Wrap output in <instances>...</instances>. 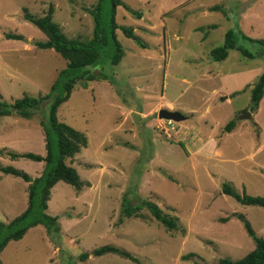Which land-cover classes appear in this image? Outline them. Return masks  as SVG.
<instances>
[{"label":"rangeland","instance_id":"rangeland-1","mask_svg":"<svg viewBox=\"0 0 264 264\" xmlns=\"http://www.w3.org/2000/svg\"><path fill=\"white\" fill-rule=\"evenodd\" d=\"M95 2L0 0V100L44 96L65 67L53 50L33 46L46 38L24 21L22 11L38 18L51 6L52 22L66 38L86 41L92 30L88 11ZM121 2L140 18L117 7L115 23L132 28L145 48L116 30L124 52L121 60L111 66L103 56L92 69L112 82L77 83L56 111L59 122L86 137V147L64 163L88 186L75 192L60 181L53 185L45 214L56 218L58 232L47 234L41 225L28 229L4 246L0 264H133L112 254L76 260L78 254L102 245L122 249L141 264L234 261L254 244L242 223L230 218L233 213L244 216L257 237L264 236V208L241 205L220 192L227 183L237 193L264 197L263 168L257 166H264V91L254 119H237L248 111L250 87L264 72V51L238 37L237 45L251 58L235 50L223 61L209 57L234 24L240 35L264 39V0ZM212 6L223 13L208 11ZM5 34L20 35L23 41L6 40ZM45 105L27 120L1 117L0 149L43 155L39 123ZM160 109L177 111L186 119H158ZM230 120L237 125L224 132ZM5 151L0 166H11L32 179L41 174L42 162L11 160ZM26 185L0 174L1 222L25 209ZM124 196L132 204L153 202L176 219L177 230L165 231L145 209L140 211L143 219L117 224ZM187 253L195 257L182 261Z\"/></svg>","mask_w":264,"mask_h":264},{"label":"trees","instance_id":"trees-1","mask_svg":"<svg viewBox=\"0 0 264 264\" xmlns=\"http://www.w3.org/2000/svg\"><path fill=\"white\" fill-rule=\"evenodd\" d=\"M121 7L136 19L140 14L129 10L121 0H96L95 5L88 11L92 20L91 37L82 41L79 39L66 38L58 25L52 22V7L48 6L46 12L41 17L35 18L22 11L24 21L33 25L44 36L45 41H34V47L40 50L51 49L62 60L65 61V67L58 71L55 81L49 87L44 96L32 98L23 95L21 98L11 103L0 100V118L16 116L22 119H30L35 111L40 109V105L48 100L43 110V119L40 120V127L43 137L44 155L40 156L32 153L7 152L0 149V156H8L9 159L23 158L32 162H42L43 170L36 178H30L26 173L11 166H0V174L9 175L20 179L26 183V207L12 220L7 223L0 221V252L9 241L18 240L30 228L37 225L44 227L47 234L57 233L58 226L56 218L45 214L46 203L49 199V192L57 182H63L79 192L87 183L80 181L73 168L64 163L65 159L71 160L81 149L87 145L86 137L70 128L69 126L57 120L56 111L69 97L71 91L77 83L86 86L93 80L111 81V78L104 73L95 75L92 69L99 65L100 59L105 58L111 65H117L124 52L116 39L115 32L119 30L121 35L133 41L138 47L144 49L145 45L134 35L132 28L127 26H118L115 23V10ZM221 11L219 6H212L208 11ZM223 13V12H222ZM240 37L248 44H256L264 51V39H249L240 35L237 26L234 24L232 29H228L223 36V42L210 50L209 57L211 61L218 62L226 59L229 50L237 51L241 56L251 58L252 56L245 48L237 45V39ZM6 40L23 41L22 36L16 34H5ZM264 90V72L261 73L252 84L249 91L250 113L255 112ZM1 99V98H0ZM243 110L241 113H244ZM235 126V121H228L224 127V132H230ZM264 174V171L262 172ZM222 195L230 197L235 202L244 206H256L264 208V197H251L244 193H237L232 186L227 183L221 185ZM145 209L150 217L159 223L165 231L171 232L177 230V221L173 217L164 214L160 208L153 202L139 200L132 204L125 196L122 198L118 210L117 224L123 220L134 218L143 219L140 211ZM230 218H236L242 223L246 235L252 239L254 247L238 260L221 258L216 264H264V236L257 237L248 221L241 214L233 213ZM226 220L221 219L224 223ZM181 233L183 231L181 230ZM107 254L119 256L130 261L133 264H141L138 259L130 253L119 249L113 245H102L92 249L90 252H82L76 256L78 262H84L88 256L100 257ZM195 257L194 253H187L180 257L182 261H188ZM67 264H74L67 262Z\"/></svg>","mask_w":264,"mask_h":264},{"label":"water","instance_id":"water-1","mask_svg":"<svg viewBox=\"0 0 264 264\" xmlns=\"http://www.w3.org/2000/svg\"><path fill=\"white\" fill-rule=\"evenodd\" d=\"M46 103L48 102V100L45 101ZM43 102L41 104V106L45 103ZM157 118L164 120V121H169V122H173V123H179L182 122L186 119V117L182 114H180L177 111H168L166 109H160L157 112ZM251 115L248 111L240 114V116L237 117L238 120H250Z\"/></svg>","mask_w":264,"mask_h":264},{"label":"crops","instance_id":"crops-1","mask_svg":"<svg viewBox=\"0 0 264 264\" xmlns=\"http://www.w3.org/2000/svg\"><path fill=\"white\" fill-rule=\"evenodd\" d=\"M264 91V90H263ZM263 95V94H262ZM262 98V97H261ZM260 102V101H259ZM257 108H258V106H257ZM258 113V109H256V113H254V114H250L251 115V117H252V119H254V117H255V115ZM253 124H254V122H253ZM237 125V124H236ZM236 125L234 126V128L236 127ZM239 125V124H238ZM254 125H256V124H254ZM42 141H43V137H42ZM44 155V154H43ZM43 155H41V156H43ZM257 166H261L260 168H263V171H264V166H262V165H257ZM258 168V167H257ZM263 177H264V175H263ZM31 178V177H30ZM27 186V185H26ZM22 212V211H21Z\"/></svg>","mask_w":264,"mask_h":264},{"label":"clouds","instance_id":"clouds-1","mask_svg":"<svg viewBox=\"0 0 264 264\" xmlns=\"http://www.w3.org/2000/svg\"><path fill=\"white\" fill-rule=\"evenodd\" d=\"M246 112V111H245Z\"/></svg>","mask_w":264,"mask_h":264}]
</instances>
